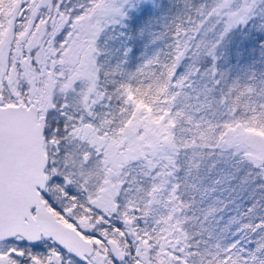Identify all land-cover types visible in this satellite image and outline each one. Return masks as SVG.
<instances>
[{
    "label": "snow or ice",
    "instance_id": "6c2138e0",
    "mask_svg": "<svg viewBox=\"0 0 264 264\" xmlns=\"http://www.w3.org/2000/svg\"><path fill=\"white\" fill-rule=\"evenodd\" d=\"M0 264H264V0H0Z\"/></svg>",
    "mask_w": 264,
    "mask_h": 264
}]
</instances>
